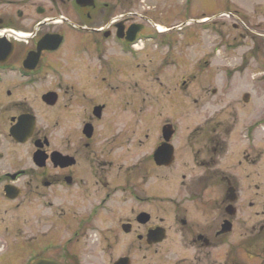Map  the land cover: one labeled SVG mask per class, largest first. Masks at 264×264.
Returning <instances> with one entry per match:
<instances>
[{
    "label": "flooded vegetation",
    "instance_id": "obj_1",
    "mask_svg": "<svg viewBox=\"0 0 264 264\" xmlns=\"http://www.w3.org/2000/svg\"><path fill=\"white\" fill-rule=\"evenodd\" d=\"M232 1L195 18L187 49L212 42L217 18L244 27ZM175 7L0 0V264H135L171 235L174 264H264L260 123L222 88L191 86L209 60L192 52L181 73L187 23H160ZM173 84L174 118L156 116Z\"/></svg>",
    "mask_w": 264,
    "mask_h": 264
},
{
    "label": "rangeland",
    "instance_id": "obj_2",
    "mask_svg": "<svg viewBox=\"0 0 264 264\" xmlns=\"http://www.w3.org/2000/svg\"><path fill=\"white\" fill-rule=\"evenodd\" d=\"M187 2L188 0H146V3L151 6L154 4L157 6L162 5L164 8L177 6L171 9L170 12L166 9L165 14L161 16L160 23H187L179 32L182 41L180 47L182 53L179 54L181 55L180 69L182 74L193 69L191 63L194 60L192 61L189 58V54L192 52H196V60H202L203 66H205V61H210V65L207 64V67L212 71V78L209 80L203 79L205 75L200 74L202 68L198 66L193 71L197 79L194 80L191 86L203 87L202 85L205 84L209 89L222 88L228 93L230 103H241V121H245V123L257 121V123H260L254 134L264 137V0H241V10H244L249 16V20H245V25L241 29H236L235 27L239 23L237 17L217 18L213 24L215 28L211 37L212 42H207L203 45L198 43L197 51H194V48L187 49L194 30L195 18L202 17L205 14L217 13L229 5L230 2L233 5V1L229 0L228 3V0H191L189 5L186 4ZM150 56L152 57V55ZM188 81H182L181 83L185 84ZM170 86V93L165 92L164 95L157 99L158 103L155 102L153 105L156 116L159 113H163L162 115H166V117L174 118L172 105L179 92L173 91V88L176 87L175 84ZM247 93L250 97L248 101H245L244 95ZM217 94L218 97H221V92ZM156 97L151 92L150 98L154 100ZM216 99L218 100L217 97H214L213 102ZM47 114L44 110L38 111L42 122H44L43 119ZM26 150L27 148L23 147L22 152L25 153ZM172 240L173 235L170 236L169 242L162 246L165 249L163 255L155 253L154 250L149 253H136L135 264H174V245ZM136 243H138V240L135 239ZM121 248L122 244L119 243V254L122 251ZM143 254L148 255L145 261L142 260Z\"/></svg>",
    "mask_w": 264,
    "mask_h": 264
},
{
    "label": "water",
    "instance_id": "obj_3",
    "mask_svg": "<svg viewBox=\"0 0 264 264\" xmlns=\"http://www.w3.org/2000/svg\"><path fill=\"white\" fill-rule=\"evenodd\" d=\"M250 95L247 93L244 95V100L248 101ZM19 130H21V132L24 134V136H26L27 134H30V132L33 130V126H29V127H21ZM26 137H23V141L25 140ZM158 154V152H157ZM165 239V234L162 228H157L155 230L150 231L149 235H148V241L149 243H159L161 241H163ZM34 264H59L57 262H53V261H48V260H39L38 262L34 263ZM117 264H129L126 259L122 258L119 259Z\"/></svg>",
    "mask_w": 264,
    "mask_h": 264
}]
</instances>
